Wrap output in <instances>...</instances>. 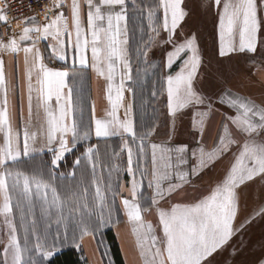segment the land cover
Instances as JSON below:
<instances>
[{"label": "snow or ice", "instance_id": "6c2138e0", "mask_svg": "<svg viewBox=\"0 0 264 264\" xmlns=\"http://www.w3.org/2000/svg\"><path fill=\"white\" fill-rule=\"evenodd\" d=\"M214 5L218 10L219 56L225 57L237 51L256 52L259 34L264 29V16L261 15L264 12V0H214ZM9 9L8 0H0V24L11 28ZM127 9L126 0H51L43 24L33 15L24 18L25 26L19 33L13 31L7 40L0 38V133L3 134V144L0 145V216L7 229V241L2 248L0 264H42L55 255V241L49 245L46 237L37 234L34 220L32 226H28L26 213L31 212L37 203L44 216L63 212L65 200L52 183L56 177L54 169L65 152L70 150L69 135L72 147L89 140L91 135L90 131L81 132V125L75 119L69 122V117L75 110L73 89L67 83L69 73L48 67L37 47L40 40L49 38L55 41L51 47L60 60L67 59V39L74 57L82 66L89 62L90 49L91 67L107 82L106 98L110 109L106 111L105 118H95L93 109L94 134L97 138L118 136L123 141L122 151L127 152L126 171L132 180L128 189L131 199L123 198L121 203L132 225L131 231L144 264H215V254L224 251L226 247H232L230 242L234 236L243 232L256 216L264 219V208H261L251 218L239 225L235 224L239 214L238 189L257 177L264 180V106L257 105L249 98L233 95L231 91L223 92L219 102L233 109L235 114L226 115L221 121L213 148L207 150L203 146L207 122L215 110L211 97L204 96L197 89L203 63L198 36L193 32L185 34L181 40V34L177 31L189 15L185 10L184 0H154V4L147 6L150 35L143 48H137V57H143L147 63L152 46L163 43L172 45L163 66L172 69L177 61L182 62L177 72H169L163 77L161 89L152 93L154 97L166 93L168 115L172 118L173 125L181 110L189 107L205 109L197 111L193 121L200 140L197 141L198 150L191 152V157L198 161L196 167L191 169V174L198 175L208 164L215 163L230 152L233 145L237 146L238 153L233 157L234 162L224 178L208 195L191 204H174L170 209L159 206L160 200L181 190L183 184L188 182L190 173L182 171L181 166L188 163L189 150L187 145L173 148L151 143V170L140 171L138 163L134 167V155L137 160L145 156V141L154 134L155 126L138 134L133 104L126 102L125 93L132 89L125 82L133 79L128 49ZM160 11L162 19L157 15ZM48 12L52 15L49 16ZM161 32L167 33L166 38L161 36ZM21 54L27 80L29 124L35 91L36 108L42 109L44 115L40 134L45 138L44 147L53 153L50 161L52 170L47 174L39 169H34L31 173L20 170V166L25 163L23 157L34 160V154L43 150L34 147L37 132L30 131L27 125L23 130L21 146V132L14 128L12 122L10 87L4 57L11 56L15 61ZM65 89H68L67 93ZM121 108L124 109L123 117L119 114ZM80 111L82 114L83 110ZM129 138L132 143L139 140L135 153ZM94 154L95 147L89 146L85 155L93 170L96 167ZM75 163L80 165V159ZM137 171L140 172L139 181L135 178ZM145 175L151 176L148 187L154 188L151 205L155 206V213L158 215L162 231L160 236L144 216V213L152 211L141 203L144 199L141 189ZM173 175L179 183L171 182ZM165 182H168L167 187H164ZM118 188L119 186L112 190L114 196ZM96 196L103 207L105 197L99 186L96 188ZM14 207L21 213L20 221L24 225L23 243L17 235ZM73 210H83L85 213L86 218L82 217L78 224V238L82 239L90 233L91 217L95 213L87 203L78 208L74 205ZM99 219L103 223V217ZM30 234L34 238L31 247ZM64 239H68L67 235ZM236 251L233 248V255ZM32 252L39 255V262L32 255L25 259V254ZM260 264H264V260Z\"/></svg>", "mask_w": 264, "mask_h": 264}, {"label": "rangeland", "instance_id": "374dc122", "mask_svg": "<svg viewBox=\"0 0 264 264\" xmlns=\"http://www.w3.org/2000/svg\"><path fill=\"white\" fill-rule=\"evenodd\" d=\"M184 2L186 5L185 10L189 15L186 17L185 21L182 22V27L177 29V31L181 34V40H183L185 34L193 32L198 36L203 63L197 89L204 96L211 97L215 110L214 112L218 113V119L212 117L213 114L211 116L213 120H208L206 126L209 129L208 131H210V141L214 142L209 145V147H212V144L215 145L217 142L215 134H212L214 132L212 129V121L213 123H215V121L221 122L226 115L235 114L233 109L219 102V97L223 92L231 91L233 95L249 98L264 106V83L257 77L256 73L259 68L264 70V29H262L259 34L256 52L237 51L225 57H220L218 54V10L214 5V0H184ZM152 4H154V1L147 2V6ZM160 12L162 19V11ZM261 15L264 16V12H262ZM141 29H143V31H141ZM146 32L150 34L147 18L146 24L141 23L137 26L136 36L131 35L134 40H132V43L135 48H139L141 44H143V38H145ZM161 36L166 38L167 33L161 32ZM171 50L172 45L170 44H154L148 52L147 57V63L153 61V66L141 67V65L137 64V91L136 102L134 103V110L136 106L134 120L137 115L139 127L140 123L142 124V130L138 132V134H142L148 128L155 126L154 134L145 141V156L137 160V157L134 155V167L138 163L140 171H144L145 169L151 170L150 144L153 143L154 140L163 143L167 142L169 143V147L189 144L188 163L181 166L182 171L190 173L188 182L183 184L181 190L159 201V206L164 209H170L174 204H191L208 195L211 189L224 178L231 163L234 162L233 157L238 153L237 146L233 145L230 152L215 161V163L208 164L199 171L198 175L191 174V169L196 167L198 163V161L191 157V152L198 150V145L196 146V144L197 141L200 140V137L193 127V121L196 118V112L205 109L203 107H189L183 109L178 113L175 124L173 125L172 118L168 115L166 93L155 97L152 95L154 91H159L161 89L163 77L169 72L173 74L177 72L182 63L181 61H177L172 69L163 66L166 62L167 52ZM135 55V53L132 55L133 63H135ZM142 69L145 75H148L147 77L141 74ZM86 126L90 128L89 118L87 119ZM217 128H220L219 124ZM87 129L88 128H86V130ZM218 131L220 130L218 129ZM218 131H215L216 135ZM87 141H89V145L84 148V157L80 159L81 164L78 165L80 168L79 175L77 172H71L74 173V175H70L72 181L71 183H66L67 187H62L63 184H61L59 178L57 181H52L53 185L57 187L61 198L65 200L63 212L55 213L52 216H44L41 213L39 203H37L31 212L26 213V224L31 227L32 221L34 220L36 233L40 234L42 237H46L49 245L55 241L56 248L53 249L55 253L65 246L82 247L90 264H113L108 243L103 235L104 230L108 227H114L117 235L119 230L123 229L128 231L132 228L121 203L123 198L131 199V193L128 189L130 188L132 177H130L126 171L127 152L126 150L122 151L123 141L120 137L99 139L90 135V139ZM129 143L133 147L135 153L139 140H137L136 143H132L129 138ZM89 146L95 147L93 159L96 163V167L94 170L92 164L88 162L85 155ZM59 168L60 166L56 167V169ZM34 169H39V166L37 164H24L20 166V170L28 173H31ZM41 171L45 174L48 173V171L42 169ZM135 178L138 181L141 179L139 171H137ZM150 179V175H145L143 178L141 191L144 199L141 203L143 207H150L152 209L150 213H144L145 220L153 225L156 234L160 236L162 235V231L158 223V215L155 213V206L151 205V197L154 194H152V191L154 188L148 187ZM171 182L179 183L175 175H173ZM167 183L168 182H165L164 187H167ZM97 186L101 188V192L105 197L103 207H101L96 196ZM118 186V192L114 196L112 190L117 189ZM238 192L239 214L235 221L236 225L251 218L261 208H264V180L257 177L246 185H242L238 189ZM84 203H87L95 214L91 217L90 233L85 235L82 239H79L78 224L82 217H86L83 210L74 211L73 206L75 205L78 208ZM109 211H111L110 216ZM13 216L14 222L17 225V235L21 239V243H23L24 225H22L20 221L21 213L15 207L13 209ZM101 216L103 217V223H101L99 219ZM6 232L7 229L3 225V217L0 216V259H2V248L7 241ZM65 235L68 237L66 240L64 239ZM74 237L76 238L75 240ZM128 238L131 243L135 244V259L137 262H142L143 259L139 254L135 236L131 234L128 235ZM29 239V246L31 247V243L34 242V238L31 234L29 235ZM88 239H91L94 244L96 256L93 251L88 248ZM118 240L126 263L132 264L126 258L125 248L122 246L119 237ZM61 241L63 242L61 243ZM230 243L232 247H226L224 251L215 254V264H260V262L264 260V219L256 216L243 232L233 237ZM77 244L79 246H77ZM233 248L237 249L235 255H233ZM28 255H32V258L38 262L41 260L39 255L34 252L26 253L25 259L28 258ZM47 261H43L42 264H47ZM142 263L144 264V261Z\"/></svg>", "mask_w": 264, "mask_h": 264}, {"label": "crops", "instance_id": "0c3cea01", "mask_svg": "<svg viewBox=\"0 0 264 264\" xmlns=\"http://www.w3.org/2000/svg\"><path fill=\"white\" fill-rule=\"evenodd\" d=\"M126 3L128 4L127 12H128V17H129L128 22H127L128 41H129L128 49H129V56H130V60L132 64V76H133L134 74L133 65L135 63H133V57L130 51H131V40H132L131 35L137 32V28H136L137 26L135 27L134 25L135 22L133 21V18H132V8H134V5H136V0H126ZM36 18L40 24H43L45 22V21H41L38 17ZM24 26H25L24 19L22 21L17 22L16 23L17 29H15V32L19 33ZM6 28L7 26L0 24V38H3L4 40H7L9 36L12 35V34L10 35L6 34V30H7ZM73 40H74V34H73ZM53 44H55V41H52L49 38L48 40H40L37 43V47H39L44 57V63L48 67L66 70L69 73L67 83H68V86L73 89L72 99H73V104L75 108V110L72 112L71 116L69 117V122H71L72 119H75L77 123L81 125V132L87 131L89 129L88 131H90L91 136L96 137L94 134L93 109H94L95 118H105L106 111L110 109L109 102L106 98L107 82L105 81L103 77L98 76L97 73L91 67L90 49L88 52L89 62L87 65L82 66L78 63V59L74 57L72 48L67 44V39H66V45H65V54L67 56L66 60H60L58 56L53 53V49L51 47V45ZM4 58H5L7 79H8L9 87H10L9 104H10V108L13 114L12 122H13L14 128H16L17 130L21 132V146L23 144V135H22L23 130H24V127L27 125L30 131L37 132V140H36L34 147H36L37 149L43 148L42 151H38L34 155L40 156V155L47 154V155H51L53 159V153L49 151L46 147H44L45 138L43 135L40 134L41 133L40 125L44 121V115H43L42 109L37 110L36 108L35 91L33 92V97H34L33 114L31 117V123L29 124L28 89H27L25 67L23 63V54H21L15 61L13 60L11 56L5 55ZM256 73H257V77L264 83V70L263 69L261 70V68H259ZM118 82H119V76H117V83ZM131 82L132 80L125 82L126 86L132 89V91L125 93V97H126L127 103L133 104V116H134L135 114L134 113L135 112L134 110V89H133V86L131 85ZM33 84L34 85L36 84L35 77L33 78ZM67 91L68 89H65V93H67ZM113 95H115V93H113ZM255 103L257 105H260L257 102ZM52 104H53V107L55 108L56 107L55 99H53ZM81 109L83 110L82 114L80 111ZM119 114L121 117H123V114H124L123 108L119 109ZM211 116L209 117V121L213 120L212 117H215L218 119V113L216 112H214V115L212 117ZM88 118L90 121V128L86 126V122ZM218 124L220 126L221 122L215 121V123H213L212 121V126H213L212 129L214 130L212 134H215V138H217L215 131H218V129L220 130V128H217ZM86 128L88 129L86 130ZM208 130H209L208 127H206V131L203 136V146L207 150H211L214 144H212V147H209V145H211L210 143H214V142L210 141L211 140L210 133H209L210 131ZM113 137H118V136L108 137V139L113 138ZM99 139H106V138H99ZM68 141H69L68 147L70 150L65 152L64 157L66 156L67 153H69L70 151L74 149V147H72L70 135L68 137ZM86 142H89V141H81L77 143L76 146L78 144H82ZM153 143H157V144H161L163 146L169 147V143L167 142L163 143V142H158L154 140ZM2 144H3V134L0 133V145ZM188 145L189 144H187V146ZM197 145L198 143L196 144V146ZM56 146L58 147V145ZM189 149L190 148H188V150ZM64 157L58 162V166H60ZM29 159L30 158L23 157V160H29ZM153 193H154V189L152 191V194ZM131 234H133L131 230L125 231L123 229L119 230V232L117 233L120 239V242L122 243V246L125 248L123 249L125 250L126 258L128 259V261L131 262L132 264H143L142 263L143 261L137 262V260L135 259V253H136L134 249L135 244L131 243V241L128 238V235H131ZM88 241H89L88 243L89 250L93 251L94 255L96 256V253L94 250L95 248H94V244L92 243V240L88 239Z\"/></svg>", "mask_w": 264, "mask_h": 264}, {"label": "trees", "instance_id": "16d2710c", "mask_svg": "<svg viewBox=\"0 0 264 264\" xmlns=\"http://www.w3.org/2000/svg\"><path fill=\"white\" fill-rule=\"evenodd\" d=\"M152 2L154 0H136V5H134V8H132V18L133 21L135 22V27L139 26L141 23L146 24V18H147V2ZM133 7V6H132ZM141 9H143V12H141ZM159 17H161V12H158L157 14ZM140 23V24H139ZM137 28V27H136ZM149 31V30H148ZM138 34V33H137ZM136 36V33L133 34ZM149 32H146L145 38H143V44L139 48H142L144 45V42L147 41ZM133 36V37H134ZM132 38V37H131ZM133 40V39H132ZM131 40V53H135L134 61L135 64L134 66V74H133V79L131 82V85L133 86L134 89V103L136 102V91H137V73H138V65H141V67H152L153 66V61L149 63L144 62L143 57H137V48H135L134 44L132 43ZM134 41V40H133ZM141 43V42H140ZM132 54V55H133ZM138 64V65H137ZM141 74L145 75V72H143V69L141 70ZM146 77L148 76L147 74L145 75ZM141 80V79H140ZM149 80V79H148ZM136 110V106H135ZM135 123L137 127V132H140L142 130V124L140 123L139 127V119L138 116H135ZM140 128V130H139ZM144 131V129H143ZM89 145V142L78 144L72 151L66 154L64 157L63 161L60 164L59 169H54V172L56 173V177L54 181H57L58 178L60 179L61 184H63L62 187H67V182L72 181V177H70L71 172H77L79 175V170L80 168L78 165L75 163V161L79 158L82 159L84 157L83 150ZM95 145V144H92ZM85 151V150H84ZM52 160L51 155H40V156H35V159H29V160H24V164H30V165H35L37 164L39 166V169L44 170V171H51L52 170V165L50 161ZM22 164L21 166H23ZM59 174H64L63 177L62 175ZM104 238L106 242L108 243V248H109V253L112 259L113 264H127L126 260L124 258L123 252L121 245L119 243L118 237L115 233L114 227H108L104 230ZM47 264H90L89 259L82 247H74V246H65L61 248L58 252L55 253L54 256L50 258V260L47 261Z\"/></svg>", "mask_w": 264, "mask_h": 264}, {"label": "built area", "instance_id": "2783aa9c", "mask_svg": "<svg viewBox=\"0 0 264 264\" xmlns=\"http://www.w3.org/2000/svg\"><path fill=\"white\" fill-rule=\"evenodd\" d=\"M10 5L9 20L11 28L7 27L6 34L10 35L15 31L16 23L22 21L24 18L35 15L41 21H44L46 9L50 6L51 0H8ZM49 16L51 12L47 13ZM15 18V19H13Z\"/></svg>", "mask_w": 264, "mask_h": 264}]
</instances>
